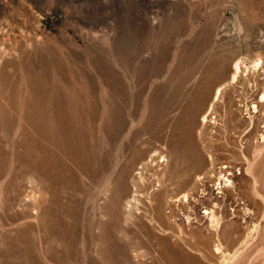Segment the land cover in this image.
Here are the masks:
<instances>
[{
    "label": "rangeland",
    "instance_id": "374dc122",
    "mask_svg": "<svg viewBox=\"0 0 264 264\" xmlns=\"http://www.w3.org/2000/svg\"><path fill=\"white\" fill-rule=\"evenodd\" d=\"M263 134L264 0H0V264H264Z\"/></svg>",
    "mask_w": 264,
    "mask_h": 264
},
{
    "label": "bare ground",
    "instance_id": "6f19581e",
    "mask_svg": "<svg viewBox=\"0 0 264 264\" xmlns=\"http://www.w3.org/2000/svg\"><path fill=\"white\" fill-rule=\"evenodd\" d=\"M239 66H240V64L239 65L238 64L236 65L234 78L236 77V74L240 71V67ZM255 107H259V105H255ZM248 171H249V173L253 174L252 169L248 168ZM228 174L232 176L233 175V172L232 171H229ZM224 176H226V175L224 174ZM226 178H227L226 180H230L228 177H226ZM217 187L219 188V186H217ZM212 211H214V210H212ZM212 216L214 217V214Z\"/></svg>",
    "mask_w": 264,
    "mask_h": 264
}]
</instances>
